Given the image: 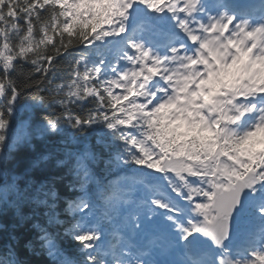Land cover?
Here are the masks:
<instances>
[{"label":"snow or ice","instance_id":"obj_1","mask_svg":"<svg viewBox=\"0 0 264 264\" xmlns=\"http://www.w3.org/2000/svg\"><path fill=\"white\" fill-rule=\"evenodd\" d=\"M0 264H264V0H0Z\"/></svg>","mask_w":264,"mask_h":264},{"label":"trees","instance_id":"obj_2","mask_svg":"<svg viewBox=\"0 0 264 264\" xmlns=\"http://www.w3.org/2000/svg\"><path fill=\"white\" fill-rule=\"evenodd\" d=\"M42 114H43V111L40 110V109H37V110H35V112H34V118H35L36 120H38L39 117H40ZM43 143H44V142H42V141H37V142H36L37 147H42V146H43ZM27 154H28L27 149L21 150L20 153H19V158L24 159V158H26Z\"/></svg>","mask_w":264,"mask_h":264}]
</instances>
